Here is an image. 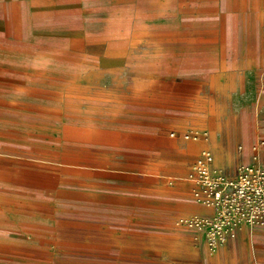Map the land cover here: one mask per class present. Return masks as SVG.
<instances>
[{
  "label": "rangeland",
  "instance_id": "rangeland-1",
  "mask_svg": "<svg viewBox=\"0 0 264 264\" xmlns=\"http://www.w3.org/2000/svg\"><path fill=\"white\" fill-rule=\"evenodd\" d=\"M251 62L264 65V0L0 2V264H221L206 260L197 221L214 211L189 176L203 149L231 178L253 161L264 70L223 79L220 94L193 78L195 112L208 95L219 111L256 116L245 163L217 148L216 135L185 139L204 133L193 128L131 136L117 150L83 142L115 104L150 108L137 91L146 81Z\"/></svg>",
  "mask_w": 264,
  "mask_h": 264
},
{
  "label": "crops",
  "instance_id": "crops-1",
  "mask_svg": "<svg viewBox=\"0 0 264 264\" xmlns=\"http://www.w3.org/2000/svg\"><path fill=\"white\" fill-rule=\"evenodd\" d=\"M5 1L7 0H0V2ZM198 48V46L191 45L193 50ZM193 50H190L192 54ZM263 70L264 65L259 67L256 62H251L249 67H236L229 69V71L217 69L198 72L194 69L185 71L180 69L172 77L161 76L159 80L146 81L147 86H138L137 91H147L152 103L151 107L147 110L140 107L125 110L120 104H115L112 108L111 119L98 118L92 121L91 125L98 130L97 136L84 141L83 144L107 150H117L120 149L123 142L131 139V136L133 140L144 143L145 139L149 137L159 138L171 129L193 128L200 129L210 135H216L217 140L214 143L217 148L229 150V158L235 155L245 163L250 158V152L247 151L243 155L240 149L248 148L252 143L255 134L252 123L255 122L253 118L256 116L241 112L225 113L219 111L210 102L214 101V98L210 99L208 95L204 97L206 104L202 111L195 112L192 98L193 78L200 73L208 88L211 86L215 90L217 87L220 94L224 92L220 85L223 79L226 78L225 82L234 84L244 74L246 78L252 80L257 78L258 74L261 76ZM204 146L206 143L200 147ZM187 150L189 152V145ZM262 160L264 164L263 152ZM207 211L212 213L210 209ZM208 254L211 256L217 254V260L221 264H264V230H258L254 233L246 230L237 240L218 252L209 253L206 251V260L209 258Z\"/></svg>",
  "mask_w": 264,
  "mask_h": 264
},
{
  "label": "built area",
  "instance_id": "built-area-1",
  "mask_svg": "<svg viewBox=\"0 0 264 264\" xmlns=\"http://www.w3.org/2000/svg\"><path fill=\"white\" fill-rule=\"evenodd\" d=\"M208 137L207 132L184 136L187 140L207 141ZM263 147L261 140L254 147L253 161L241 165L234 178L216 169L214 155L208 149H203L195 159L189 177L198 186L196 198L214 211L212 217L197 221V227L205 229L207 246L213 253L227 247L246 230H264Z\"/></svg>",
  "mask_w": 264,
  "mask_h": 264
},
{
  "label": "bare ground",
  "instance_id": "bare-ground-1",
  "mask_svg": "<svg viewBox=\"0 0 264 264\" xmlns=\"http://www.w3.org/2000/svg\"><path fill=\"white\" fill-rule=\"evenodd\" d=\"M222 170V169H221Z\"/></svg>",
  "mask_w": 264,
  "mask_h": 264
}]
</instances>
